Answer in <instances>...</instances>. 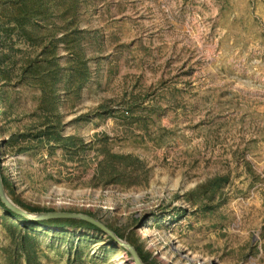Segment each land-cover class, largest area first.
Segmentation results:
<instances>
[{
  "label": "rangeland",
  "instance_id": "obj_1",
  "mask_svg": "<svg viewBox=\"0 0 264 264\" xmlns=\"http://www.w3.org/2000/svg\"><path fill=\"white\" fill-rule=\"evenodd\" d=\"M79 20L91 78L78 100L64 80L59 108L81 146L40 139V91L18 65L0 81V172L15 196L92 214L147 264H264V0H80ZM0 38L33 54L18 30ZM109 154L139 162L106 166ZM26 250L41 264H137L102 229L0 206V264H27Z\"/></svg>",
  "mask_w": 264,
  "mask_h": 264
},
{
  "label": "trees",
  "instance_id": "obj_2",
  "mask_svg": "<svg viewBox=\"0 0 264 264\" xmlns=\"http://www.w3.org/2000/svg\"><path fill=\"white\" fill-rule=\"evenodd\" d=\"M2 16L6 20V28L0 29L5 34L16 30L25 39L29 50L21 59L17 53L21 50L15 48V43L5 46V41L0 38V81L10 80V75L17 68L18 77L29 86L40 91L37 109L45 115L46 126L40 134V139L46 140L51 147L71 150L73 145H82V141L75 137H64L61 134L60 113V85L66 80L65 91L75 100L80 99L83 87L91 78V69L86 58L82 40L83 34L79 27L80 0H7L4 2ZM5 48L3 49V47ZM63 52L65 63L61 62ZM1 139V136H0ZM2 151L4 150L2 148ZM104 160V165L120 162L126 165L139 162L138 158L130 155L109 154ZM4 188L10 199L20 208L28 212H53L39 206H30L21 202L13 190L7 177L1 172ZM0 206L15 219L31 222L25 217L10 210L0 199ZM94 218L90 213H86ZM43 225L57 227H88L96 228L92 223L79 219L54 218L35 221ZM17 227L16 224H7ZM14 234V232H12ZM119 238H123L119 235ZM24 240V239H23ZM128 242L136 249L142 262L147 264L150 254L144 253L131 238ZM27 264H41L34 258V252L26 250ZM151 264V262L149 263Z\"/></svg>",
  "mask_w": 264,
  "mask_h": 264
},
{
  "label": "water",
  "instance_id": "obj_3",
  "mask_svg": "<svg viewBox=\"0 0 264 264\" xmlns=\"http://www.w3.org/2000/svg\"><path fill=\"white\" fill-rule=\"evenodd\" d=\"M0 199L1 201L13 212L25 217L27 220L31 222L35 221H43L49 220L54 218H70V219H79L84 220L89 223L94 224L99 229H102L107 234H109L118 244L124 246L130 253L132 254L133 258L135 259L137 264H143L142 260L138 256L134 247H132L129 243L122 241L112 230L106 227L103 223L99 220L81 213H69V212H40V213H31L26 210H23L19 206H17L8 196L2 181V176L0 172Z\"/></svg>",
  "mask_w": 264,
  "mask_h": 264
}]
</instances>
